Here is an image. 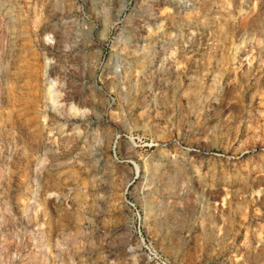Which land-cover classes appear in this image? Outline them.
Masks as SVG:
<instances>
[{
	"label": "rangeland",
	"instance_id": "obj_1",
	"mask_svg": "<svg viewBox=\"0 0 264 264\" xmlns=\"http://www.w3.org/2000/svg\"><path fill=\"white\" fill-rule=\"evenodd\" d=\"M176 1L0 0V264H264V0Z\"/></svg>",
	"mask_w": 264,
	"mask_h": 264
},
{
	"label": "bare ground",
	"instance_id": "obj_2",
	"mask_svg": "<svg viewBox=\"0 0 264 264\" xmlns=\"http://www.w3.org/2000/svg\"><path fill=\"white\" fill-rule=\"evenodd\" d=\"M172 2H173V3H176V4L179 3V1H176V0H171V3H172ZM173 3H172V4H173ZM176 4H173V5L176 6ZM179 4H180V3H179ZM177 5H178V4H177ZM9 13H10V12H9ZM10 14H11V13H10ZM12 16H13V15H12ZM191 33H192V31H188V32H187V35H190ZM199 34L202 35V33H199ZM50 86H51V85H50ZM48 92H49V90H48ZM51 93H52V92H51ZM70 153H71V152H70ZM70 153H69V154H70ZM74 153H75V152L73 151V153H72L73 155L70 154L68 158H63L62 156H58V155H59V154H58L57 156L60 157V158H58V160L56 161V163H55L54 165H55V166H57V165H60V166H61V165L67 164V162H69V161H71V160H75V158H73L74 156H76V155H74ZM95 158H96V157H95ZM40 160H41V159H40ZM55 160H56V159H55ZM38 161H39V160H38ZM75 161H76V160H75ZM98 162H99V161H98ZM107 162H108V161H107ZM108 163H109V162H108ZM109 164H110V163H109ZM52 165H53V164H52ZM54 165H53V166H54ZM60 166H59V167H60ZM51 167H52V166H51ZM103 167H104V166H103ZM55 168H56V167H55ZM55 168L53 167V169H55ZM57 168H58V167H57ZM50 169H52V168H50ZM56 170H57V169H56ZM106 170H107V169H106ZM108 170H109V169H108ZM54 172H55V171H54ZM101 172H102V173H101ZM101 172H100V173L103 174V173L105 172V170L102 169ZM55 173H57V172H55ZM55 173H54V174H55ZM54 174H53V175H54ZM99 176H100V175H99ZM101 179H102V178H101ZM103 180H104V179H103ZM68 190H69V189H68ZM233 191H234V190H233ZM33 193H34V192H33ZM33 193H32V194H33ZM58 193H59V192H57V191H56V192H54V191H46V195H47V196H51V197L53 196V198H54V196H56V195L59 196ZM50 194H52V195H50ZM63 195H64V194H62V196H63ZM62 196H61V197H62ZM61 197L59 196V198H61ZM59 198L57 199V197H55L54 200H57L58 202H61L62 200L59 199ZM83 204H84V203H82V205H83ZM82 205H81V208H82V211H83V210H84V207H83Z\"/></svg>",
	"mask_w": 264,
	"mask_h": 264
}]
</instances>
